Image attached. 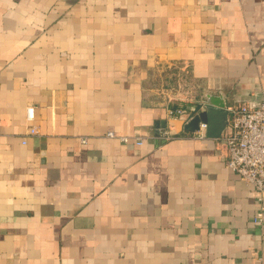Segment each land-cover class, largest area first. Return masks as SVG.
Returning <instances> with one entry per match:
<instances>
[{"label": "crops", "instance_id": "crops-1", "mask_svg": "<svg viewBox=\"0 0 264 264\" xmlns=\"http://www.w3.org/2000/svg\"><path fill=\"white\" fill-rule=\"evenodd\" d=\"M207 94L264 102V0H0V264H264L251 186L168 115Z\"/></svg>", "mask_w": 264, "mask_h": 264}, {"label": "built area", "instance_id": "built-area-1", "mask_svg": "<svg viewBox=\"0 0 264 264\" xmlns=\"http://www.w3.org/2000/svg\"><path fill=\"white\" fill-rule=\"evenodd\" d=\"M229 109L228 122L225 129L217 137L225 150L226 167L235 172L239 178L251 186L259 204L255 215L256 221H261L264 214V102L258 106L251 107L247 104H234ZM187 113L188 118L192 116L184 108L169 109V116H179ZM27 119H33V108L27 107ZM206 124L200 122L198 128L190 133V137L204 139L207 137ZM36 133V128L31 126L28 134ZM109 136L114 134L109 132ZM165 138H170L164 132ZM134 139L135 145H141L142 140L137 136H119L122 142ZM25 143V139L23 140ZM85 143L86 138H81Z\"/></svg>", "mask_w": 264, "mask_h": 264}, {"label": "water", "instance_id": "water-1", "mask_svg": "<svg viewBox=\"0 0 264 264\" xmlns=\"http://www.w3.org/2000/svg\"><path fill=\"white\" fill-rule=\"evenodd\" d=\"M228 114L229 109L221 96L207 94L187 120L184 129L192 132L198 128L200 122H203L206 124V135L211 138H217L225 129L228 122Z\"/></svg>", "mask_w": 264, "mask_h": 264}]
</instances>
